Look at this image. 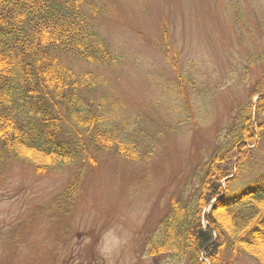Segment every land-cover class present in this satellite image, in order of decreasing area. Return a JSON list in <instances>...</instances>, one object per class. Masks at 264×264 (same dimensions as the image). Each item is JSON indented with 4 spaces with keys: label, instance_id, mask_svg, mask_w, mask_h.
<instances>
[{
    "label": "rangeland",
    "instance_id": "374dc122",
    "mask_svg": "<svg viewBox=\"0 0 264 264\" xmlns=\"http://www.w3.org/2000/svg\"><path fill=\"white\" fill-rule=\"evenodd\" d=\"M98 3L107 10L95 25L123 58L117 68L96 69L106 82L102 92L118 125L140 132L131 138L144 139L142 146L155 144L154 154L128 162L100 153L79 180L77 166L36 174L1 157L0 264H187L155 263L143 243L172 196L190 198L196 170L223 143L264 70V0ZM254 149L231 194L264 176V138ZM199 262L208 264L202 253ZM224 263L257 264L230 253Z\"/></svg>",
    "mask_w": 264,
    "mask_h": 264
},
{
    "label": "trees",
    "instance_id": "16d2710c",
    "mask_svg": "<svg viewBox=\"0 0 264 264\" xmlns=\"http://www.w3.org/2000/svg\"><path fill=\"white\" fill-rule=\"evenodd\" d=\"M98 1L0 0V158L26 163L36 174L77 166L78 179L100 153L128 162L154 154L155 144L142 146L144 139L131 138L140 132L118 125L116 108L102 92L106 82L96 69L117 68L123 58L95 25L107 10ZM259 56L264 60V51ZM170 66L176 71L174 61ZM261 119L264 70L223 143L196 170L190 198L172 196L156 232L145 238L149 258L202 264V253L208 264H225L230 253L264 264V176L230 193L251 148L264 138Z\"/></svg>",
    "mask_w": 264,
    "mask_h": 264
},
{
    "label": "clouds",
    "instance_id": "9594fccd",
    "mask_svg": "<svg viewBox=\"0 0 264 264\" xmlns=\"http://www.w3.org/2000/svg\"><path fill=\"white\" fill-rule=\"evenodd\" d=\"M116 243H117V245H119L121 243V241L119 240V238H117Z\"/></svg>",
    "mask_w": 264,
    "mask_h": 264
},
{
    "label": "flooded vegetation",
    "instance_id": "af4514ba",
    "mask_svg": "<svg viewBox=\"0 0 264 264\" xmlns=\"http://www.w3.org/2000/svg\"><path fill=\"white\" fill-rule=\"evenodd\" d=\"M153 260V262L157 263L158 259H155V258H150Z\"/></svg>",
    "mask_w": 264,
    "mask_h": 264
},
{
    "label": "bare ground",
    "instance_id": "6f19581e",
    "mask_svg": "<svg viewBox=\"0 0 264 264\" xmlns=\"http://www.w3.org/2000/svg\"><path fill=\"white\" fill-rule=\"evenodd\" d=\"M209 210H210V207H209ZM209 212V211H208ZM204 213H207V212H204Z\"/></svg>",
    "mask_w": 264,
    "mask_h": 264
}]
</instances>
